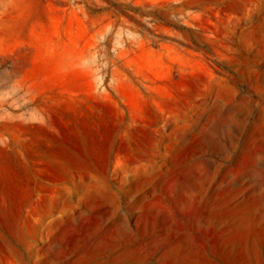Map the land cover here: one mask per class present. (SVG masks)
<instances>
[{"label":"rangeland","instance_id":"374dc122","mask_svg":"<svg viewBox=\"0 0 264 264\" xmlns=\"http://www.w3.org/2000/svg\"><path fill=\"white\" fill-rule=\"evenodd\" d=\"M0 264H264V0H0Z\"/></svg>","mask_w":264,"mask_h":264}]
</instances>
